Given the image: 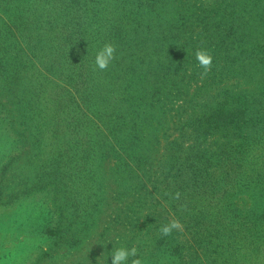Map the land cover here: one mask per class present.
Here are the masks:
<instances>
[{"label":"rangeland","instance_id":"obj_1","mask_svg":"<svg viewBox=\"0 0 264 264\" xmlns=\"http://www.w3.org/2000/svg\"><path fill=\"white\" fill-rule=\"evenodd\" d=\"M67 1L0 0V17L6 21L3 29L24 45L36 42L41 47L20 64L29 70L23 82L39 95L32 103L35 116L10 124L0 120V264H111L112 249L121 245L136 247L149 264H161L165 253L174 259L163 264H264V82L242 84L243 89L255 91L253 121L248 129H236L229 137H207L213 161L199 178V186L177 191L179 199H186L177 201L174 195V145L188 144L180 138L185 121L171 122L170 111L156 133L146 121H139L144 154L148 156L155 139L159 142L142 169L143 205L136 211L129 209L132 196L127 190L136 182H125L123 163L101 142L93 169L99 184L92 185V209L84 212L83 196L77 194L78 183L72 180L76 170L69 161L74 134L68 123L83 106L77 93L71 94L75 100L64 97L60 79L74 58L56 52L65 50L60 39L69 36L74 43L68 44H76L81 37L77 22L70 20V9H65ZM169 7V2L156 0V12L169 15ZM92 32L88 25L86 33ZM94 54L91 49L90 57ZM260 75L264 73L256 75V81ZM0 102L9 103L7 109L17 108L1 89ZM162 104L173 108L174 99L156 105ZM18 110L22 115L28 112L22 105ZM5 114L4 108L1 115ZM94 121L96 130L107 131L98 119ZM95 128L89 130L93 135ZM178 137L183 142L175 143ZM185 137L192 141L190 132ZM190 175L186 169L182 180ZM64 177L69 179L68 188ZM76 198L81 207L74 205ZM173 219L180 221V227L162 235L159 226Z\"/></svg>","mask_w":264,"mask_h":264},{"label":"trees","instance_id":"obj_2","mask_svg":"<svg viewBox=\"0 0 264 264\" xmlns=\"http://www.w3.org/2000/svg\"><path fill=\"white\" fill-rule=\"evenodd\" d=\"M128 1L68 0L65 9H70V20L77 22L76 32L81 37L76 44H68L74 39L66 36L60 39L65 50H55L74 58L73 66L60 79L64 97L77 93L83 106L76 118L68 121L74 134L70 149L74 154L69 162L74 164L72 180L78 183L75 189L84 203L76 198L74 205H83L87 213L92 209L91 187L95 181L99 184L93 169L98 164L101 142L110 147L118 163H123L128 176L124 175L125 182H136L127 190L132 196L129 209L136 211L146 195L142 169L159 144L155 139L148 156L144 154V130L138 129L139 121H146L155 133L167 122L170 111L171 122L185 121L180 138L188 144L174 145L175 194L179 189L199 186V178L213 161L207 137L220 134L226 138L236 129L249 127L257 102L255 91L243 89L242 84L258 86L264 82V75L255 80L264 73V0H164L170 4L169 15L155 11L156 0L149 5L145 0ZM117 2L123 4L116 6ZM88 25L93 31L89 35ZM5 26L0 17V32L5 33L0 36V89L17 106L7 109L9 103L0 102V120L10 124L35 116L32 103L39 95L30 92V83L23 82L29 70L20 64L41 47L36 42L24 45L10 30L5 31ZM110 41L115 46L114 58L107 68H97L90 50L95 52L94 44L100 48ZM198 49H206L213 57L206 73L196 60ZM162 99H174V107L156 105ZM20 105L28 112L20 114ZM4 108L7 116L1 115ZM144 108L150 112L146 114ZM95 119L106 132L96 130ZM90 127L95 128L94 135ZM188 132L192 141L185 137ZM180 138L174 139L175 143L182 141ZM186 169L191 175L182 180ZM63 180L68 188V177ZM182 199L175 196L177 201Z\"/></svg>","mask_w":264,"mask_h":264},{"label":"clouds","instance_id":"obj_3","mask_svg":"<svg viewBox=\"0 0 264 264\" xmlns=\"http://www.w3.org/2000/svg\"><path fill=\"white\" fill-rule=\"evenodd\" d=\"M114 54L115 46L112 43L103 44L102 47L95 51V66L100 69L107 68L111 60L114 58ZM195 57L198 65L201 66L204 69V73H206L212 64L213 57L206 49H198L195 53ZM174 195L178 198L180 193L176 192ZM179 227L180 221L173 219L168 223L161 224L158 231L162 235L168 236L174 229ZM137 253L138 250L136 247H127L123 245L115 247L111 251V264H149L146 257L138 255ZM165 259L170 260L174 258L165 253L162 257L161 264H163V260Z\"/></svg>","mask_w":264,"mask_h":264}]
</instances>
